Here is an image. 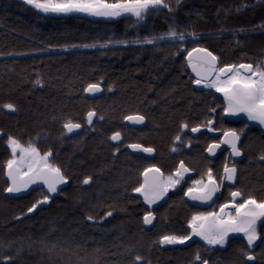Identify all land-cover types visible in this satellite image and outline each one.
Masks as SVG:
<instances>
[{
  "label": "trees",
  "instance_id": "16d2710c",
  "mask_svg": "<svg viewBox=\"0 0 264 264\" xmlns=\"http://www.w3.org/2000/svg\"><path fill=\"white\" fill-rule=\"evenodd\" d=\"M169 25L195 31L198 39L187 42L185 50L206 47L221 67L264 60V0H181L172 12L152 11L139 22L130 15L103 22L80 13L44 14L23 0H0V104L17 105L12 114L0 108V256H12L13 264H131L135 254L150 264L193 263L192 252L161 246L142 226L143 203L131 189L147 165L124 149L113 157L107 140L127 115H145L149 125L171 136L179 124H194L222 105L217 93L195 87L186 55L176 44L99 46L108 40H144ZM93 44L97 46H84ZM37 76L43 87H33ZM101 77L103 96L88 100L82 88ZM200 93L207 95L197 98ZM89 109L104 117L94 132L84 126ZM69 118L83 125L79 135L68 137L62 131ZM8 134L25 145L31 141L41 153L52 150L49 163L68 176L60 192L35 189L20 198L6 197ZM262 167L251 169L250 188L264 191ZM172 169L163 166L165 172ZM85 176L92 177L88 186L82 184ZM181 189L168 193L164 206L176 208L158 233H181L179 214L186 204ZM44 195L49 201L28 213ZM105 211L113 214L101 220ZM209 263L242 261L223 255ZM256 263L264 264V259Z\"/></svg>",
  "mask_w": 264,
  "mask_h": 264
},
{
  "label": "snow or ice",
  "instance_id": "6c2138e0",
  "mask_svg": "<svg viewBox=\"0 0 264 264\" xmlns=\"http://www.w3.org/2000/svg\"><path fill=\"white\" fill-rule=\"evenodd\" d=\"M26 5L31 6L39 13H55V14H72L82 13L96 17H120L124 14H130L138 22L144 21L147 15L152 11L167 10L173 11V7H178L181 0H23ZM239 7H247L242 4ZM239 7L237 10H239ZM198 34L195 31L187 32L177 30L176 27L169 25L168 29L158 35L151 36L144 40H108L99 45L100 47H108L111 44H144L154 45L158 42L172 43L178 45V50L184 48L189 42H195ZM75 46V45H73ZM85 47H96L97 45H84ZM65 48L68 45L64 46ZM198 53L196 62L193 63L192 54ZM2 55V53H0ZM188 63L192 70L196 73V79L192 83L196 85H204L208 88H214L217 92L223 94L224 112L232 115L244 113L249 120L259 121L264 125V61L258 63H239L224 64L218 66V57L206 47H196L188 51ZM100 81L88 83L82 88L85 94H95L102 91ZM33 87H43V80L37 76L32 82ZM111 90V86H109ZM0 108L9 111H16L15 103L6 102L0 104ZM215 112V109H210ZM97 113L95 109H89L86 112V123L89 127L94 123V117ZM55 119V117H54ZM100 120L104 117L100 116ZM127 121H135L142 123L145 121V115L139 113L135 115H127L124 117ZM81 123L74 122L72 119H65L62 123V131L73 132L74 129H80ZM189 127L188 123L183 122L179 125L182 130ZM202 127L208 128L210 131H219L213 127L212 120H206L203 124H197L191 128L192 133H197ZM243 129L237 130L229 128L223 131V135L219 141L213 140L208 144L206 151L214 153L220 148L221 144H227L231 149L232 156H241L242 151L238 144L241 139L240 133ZM0 135H4L0 129ZM111 141H120L121 133L119 131L112 132ZM38 140V138H37ZM181 141L178 134L174 137V144ZM6 145L10 149L11 158L4 164L5 175L8 179L7 187L4 188L5 193H17L26 189L33 182L43 181L47 187L48 193L57 192V185L63 184L68 180V176L64 174L62 169L52 163H49L52 157V150L44 151L42 154L34 143L31 141L26 145L14 135L8 134ZM127 147L132 149H140L145 153L155 151L152 147H144L142 144H130ZM177 151L174 146L171 149ZM119 152V148L114 149V155ZM19 153V155H17ZM264 161V155L259 158ZM190 171L184 161L179 162L175 171L164 176L163 172L156 165L145 167L141 175L143 181L138 186L133 187L131 192L138 193L143 197L144 203L149 206V210L145 211L142 216L144 225H151L155 219L154 212L150 210L151 206L162 197H164L169 189L175 188L184 178V174ZM238 169L235 164L229 166L224 164L223 173L219 179L213 175L212 168H208L205 176L192 182V186L188 187L184 195L193 200L210 201L214 193L224 181H235ZM92 180L91 176H85L82 184L87 185ZM231 199L219 206V211L197 212L188 220V226L191 229L187 235H178L175 233L165 234L159 237V244H184L192 235L199 236L206 246H224L227 243L229 233H243L246 240V246L240 249V257L242 264L255 261L254 254L255 242L264 240V235L258 231V222L264 218V199H257L252 195L244 197L241 191L233 190L230 193ZM241 198L242 202H236V198ZM49 195H44L42 200H37L27 209L28 213H32L38 209L39 205L49 201ZM230 209H234V212ZM112 211H105L100 217L112 216ZM19 219V217H17ZM86 219L95 222V217L87 215ZM52 247H56V243H52ZM19 251V249H17ZM13 257L9 255L0 256V264H13ZM131 264H150L145 257L140 254L132 256ZM193 264H209L207 259H203L200 252L194 255Z\"/></svg>",
  "mask_w": 264,
  "mask_h": 264
},
{
  "label": "flooded vegetation",
  "instance_id": "af4514ba",
  "mask_svg": "<svg viewBox=\"0 0 264 264\" xmlns=\"http://www.w3.org/2000/svg\"><path fill=\"white\" fill-rule=\"evenodd\" d=\"M195 79L196 78L193 77V80ZM194 85L199 91L215 92L222 97V95L214 89L207 88L204 85ZM206 95V93H200L195 96L197 98H203ZM102 96L103 90L102 94L99 97H85L88 100L96 101ZM222 100V105L215 107L214 113L210 112L209 109L205 117L198 119L194 124L188 123L189 127L182 131L178 126L171 136H168V133L163 132L162 129L158 128V126L149 125L147 118L142 123L132 121L131 124L125 123V119L123 118L121 120V129L115 130L121 133V141L119 143H113L109 139L112 132L107 137L108 143L111 146V155L115 158L119 156L120 151L122 149L128 151V149H126L125 147L127 144H142L144 147L154 148L155 151L152 153H148L147 155L142 153L132 154L142 163L146 164V167H149L150 165H156L157 167H159L165 177L175 171L176 167H178L179 162L181 160H183L185 165L190 169V171L184 174V178L177 185L183 187V189H181V193L183 200L186 204L185 208L180 209L179 214L180 219L183 220V223L179 224L178 227V229H180L179 232L181 233L175 234L187 235L188 232H190L188 220L191 219V216L194 213L219 211V206L231 199L230 193L233 190L241 191L244 197L252 195L257 198V196L264 195V191H262L261 189H256L255 186H253V188H250L249 184V181H252V179H254L253 176L255 174H252L251 172V169L254 168V165L259 164L260 166H263L262 168H264V161H261L259 159L261 155H264V125H261L259 121L251 123L244 116L235 117L229 113H225L223 97ZM14 112L7 113L12 114ZM206 120H212L213 127L218 129L219 131H210L208 128L202 127L197 133L191 132L192 127L196 126L197 124H203ZM97 122H102V120H100L96 115V117H94V123L91 125V127L87 125L86 119L84 120V126L91 132H94V125ZM229 128L237 130L243 129V131L240 133L241 139L238 142L242 151V155L238 157L232 156L231 149L227 144H221L220 148L216 149L214 153H208L206 151L208 144L211 143L213 140L219 141L220 137L223 135V131ZM82 129L83 125L81 127V131L78 134L66 135L65 131L64 134L68 137L76 136L82 132ZM178 134L181 136L182 143L176 142L174 144V137ZM126 136L129 137L130 141H126ZM174 146L177 149V151L175 152L171 150ZM116 148H119V152L114 155V149ZM225 163H227L229 166H232V164L236 165L238 172L235 181H224V183L219 186L218 191L214 193L212 200L206 202L198 200L197 205L190 204L187 201V196L184 195V192L187 190L188 187L192 186V182L200 180L202 178L206 179L205 173L209 167L212 168L213 175L217 177V179H219L220 175H222L223 173V167ZM166 165L174 166V169H172L170 172H165L163 170V166ZM142 181L143 176L141 175L140 182ZM175 188L169 189V191L161 201L151 206L150 210H152L155 215L153 224L144 225L142 223L143 214L140 216L142 226L145 229L152 231V233L155 235L153 237V240L158 244L159 237L161 235L167 234L165 232L158 233V226H161L162 224H167L165 220L169 218V213L171 212V209L176 208V206H164L168 193L173 191ZM135 194L141 198L144 212L149 210V206L144 203L143 197L138 193ZM236 202H242L241 198H236ZM230 210L234 212V209ZM258 231H260L262 235H264V218H262L261 222H258ZM161 246L186 248L187 250L193 253V259L195 253L199 251L203 259H207L208 261H215L223 257V255H230L232 258H241L240 249L246 246V240L244 239L243 235H231L228 237L227 243L224 246H206L202 240L190 237V239L188 241H185L184 244H163ZM254 254L256 255V260L248 262V264H257V258L264 259V240H258L257 242H255Z\"/></svg>",
  "mask_w": 264,
  "mask_h": 264
},
{
  "label": "water",
  "instance_id": "95a60500",
  "mask_svg": "<svg viewBox=\"0 0 264 264\" xmlns=\"http://www.w3.org/2000/svg\"><path fill=\"white\" fill-rule=\"evenodd\" d=\"M88 17H90L92 19H95V20H98V21H103V22H110V21L116 20L118 18V17H115V18H112V17H96V16H89V15H88ZM181 52L182 53H186V60L188 61V59H187L188 51L186 52L185 48H182ZM198 55H199L198 53H193L192 54L193 63L196 62V58H197ZM189 70H190L191 75L193 77L197 78L196 77V73L192 70V67L190 65H189ZM101 94H102V91L100 93H95V94H85V96L88 97V98H95V97H99ZM5 111L12 112V111H9V110H5ZM124 121L127 124H131L132 123V121H127V120H124ZM80 131H81V128L80 129H74L73 132H71V133L65 131V133H66V135L78 134ZM120 141H112V142L113 143H119ZM128 145H130V144H127L125 147L131 153H135V154L142 153V154H146V155L148 154V153L143 152L140 149L129 148V147H127ZM6 178H7V176H6ZM7 181H8V179H7ZM65 185H66V182L63 183V184L57 185V192H60L65 187ZM35 189H43V190L47 191V187H46V185H44L43 181L37 180V181L33 182L32 184H30L26 189L21 190L20 192H17V193H6L5 195L8 198H20V197L28 195L32 190H35ZM186 198H187V201L190 204H192V205H197L198 204V200H193L190 197H186Z\"/></svg>",
  "mask_w": 264,
  "mask_h": 264
},
{
  "label": "rangeland",
  "instance_id": "374dc122",
  "mask_svg": "<svg viewBox=\"0 0 264 264\" xmlns=\"http://www.w3.org/2000/svg\"><path fill=\"white\" fill-rule=\"evenodd\" d=\"M48 14H55V13H48ZM80 14H82V13H80ZM124 15H130V14H124ZM123 16V15H122ZM208 88V87H207ZM210 89H214V88H210ZM215 90V89H214ZM221 95H222V97H223V94L222 93H220ZM224 99V98H223ZM232 115V114H231ZM233 116H235V117H239V116H244V117H246L247 119H248V117L244 114V113H238V114H236V115H233ZM249 120V119H248ZM251 123H255V121H253V120H249ZM42 154V153H41ZM17 155H19V153H17ZM11 158V157H10ZM167 177V176H166ZM164 197H162L160 200H158V201H156L155 203H157V202H159V201H161L162 199H163ZM154 203V204H155ZM190 231H191V229H190ZM231 235H243V233H239V232H236V233H229V236H231ZM228 236V237H229ZM191 237H194V238H197V239H200L201 240V238L199 237V236H196V235H192ZM203 241V240H202ZM204 242V241H203Z\"/></svg>",
  "mask_w": 264,
  "mask_h": 264
}]
</instances>
